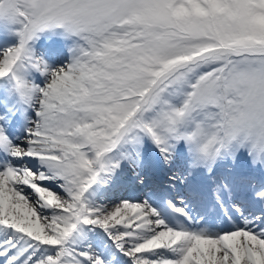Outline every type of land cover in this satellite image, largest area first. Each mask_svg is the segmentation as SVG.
<instances>
[{
  "label": "snow or ice",
  "instance_id": "6c2138e0",
  "mask_svg": "<svg viewBox=\"0 0 264 264\" xmlns=\"http://www.w3.org/2000/svg\"><path fill=\"white\" fill-rule=\"evenodd\" d=\"M0 264H264V0H0Z\"/></svg>",
  "mask_w": 264,
  "mask_h": 264
}]
</instances>
